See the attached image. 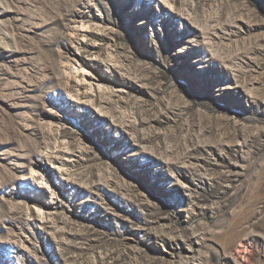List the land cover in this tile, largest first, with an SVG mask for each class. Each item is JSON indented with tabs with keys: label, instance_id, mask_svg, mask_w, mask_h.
<instances>
[{
	"label": "rangeland",
	"instance_id": "obj_1",
	"mask_svg": "<svg viewBox=\"0 0 264 264\" xmlns=\"http://www.w3.org/2000/svg\"><path fill=\"white\" fill-rule=\"evenodd\" d=\"M0 264H264V0H0Z\"/></svg>",
	"mask_w": 264,
	"mask_h": 264
}]
</instances>
